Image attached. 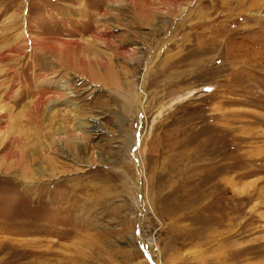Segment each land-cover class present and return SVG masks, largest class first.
Segmentation results:
<instances>
[{"label":"rangeland","instance_id":"1","mask_svg":"<svg viewBox=\"0 0 264 264\" xmlns=\"http://www.w3.org/2000/svg\"><path fill=\"white\" fill-rule=\"evenodd\" d=\"M0 264H264V0H0Z\"/></svg>","mask_w":264,"mask_h":264},{"label":"snow or ice","instance_id":"2","mask_svg":"<svg viewBox=\"0 0 264 264\" xmlns=\"http://www.w3.org/2000/svg\"><path fill=\"white\" fill-rule=\"evenodd\" d=\"M209 91H211V89H209Z\"/></svg>","mask_w":264,"mask_h":264}]
</instances>
